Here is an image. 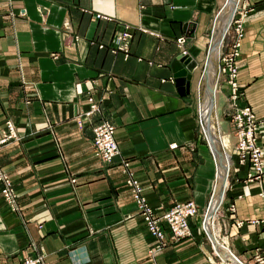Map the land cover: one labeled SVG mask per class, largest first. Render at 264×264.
Returning a JSON list of instances; mask_svg holds the SVG:
<instances>
[{
    "label": "crops",
    "instance_id": "crops-1",
    "mask_svg": "<svg viewBox=\"0 0 264 264\" xmlns=\"http://www.w3.org/2000/svg\"><path fill=\"white\" fill-rule=\"evenodd\" d=\"M238 3L237 104L257 120L258 179L234 155L230 165L227 88L214 74L229 49L219 28ZM181 54L195 64L180 92L170 63ZM88 96L96 109L83 117ZM6 119L18 138L0 147L15 192V209L0 195V264L39 254L46 264H240L229 251L254 264L264 248V0H0V128ZM103 120L119 150L108 163L91 142ZM127 172L155 211L190 199L201 212L211 191L204 230L199 213L188 217L189 235L165 229L150 253Z\"/></svg>",
    "mask_w": 264,
    "mask_h": 264
},
{
    "label": "built area",
    "instance_id": "built-area-1",
    "mask_svg": "<svg viewBox=\"0 0 264 264\" xmlns=\"http://www.w3.org/2000/svg\"><path fill=\"white\" fill-rule=\"evenodd\" d=\"M234 11V10H233ZM232 12L226 28L220 35L219 45H223L224 37L228 31H232L233 40L229 43V49L220 51L218 62L216 64L215 78L219 79L221 74H227L228 94L225 99L228 100L227 104L234 110L231 116H228L229 131L233 134L232 147L229 151L230 165L233 163V155L239 164H247L249 169L245 174L246 179H258L263 171L261 161L260 146L256 141L255 131L257 127V120L250 106H237L235 98L239 96V83L236 80L237 63L235 56L238 53V43L242 35V17L245 10H237ZM230 28V29H229ZM129 35L127 30L122 31L115 37L114 42L120 46L124 37ZM177 41H182V37H177ZM123 48L125 46L121 44ZM222 74V75H223ZM88 108L83 111V117L88 116L93 110L96 109V103L91 96L87 97ZM113 125L108 121H100L92 126L91 142L94 149V154L97 155L102 161L110 162L111 158L119 152L114 136ZM12 138H18L15 127L12 121L6 119L4 125L0 128V147L6 141ZM174 143H170L173 146ZM122 171H126L128 161L121 160ZM125 184L129 187L132 198L136 204V209L143 220L149 236L152 238V246L148 249L153 253L162 248L165 244V229L170 233L172 239H179L190 234L188 226V217L196 216L198 213L204 218L211 191L209 193L205 207L199 212L197 205L190 199L176 200L171 205L163 210L155 211L154 207L150 206L144 198L141 187L137 179L127 172L124 179ZM0 195L5 203L11 208L15 209V192L11 185V181L5 171L0 167ZM202 218V219H203ZM203 231L202 226L199 224ZM207 237L209 235L203 232ZM231 253V252H230ZM218 255V253H215ZM232 254V253H231ZM234 256V255H233ZM237 261L242 264V261L234 256ZM219 264L222 263L218 255ZM16 264H46L42 255L24 256ZM254 264H264V248L254 254Z\"/></svg>",
    "mask_w": 264,
    "mask_h": 264
},
{
    "label": "rangeland",
    "instance_id": "rangeland-1",
    "mask_svg": "<svg viewBox=\"0 0 264 264\" xmlns=\"http://www.w3.org/2000/svg\"><path fill=\"white\" fill-rule=\"evenodd\" d=\"M240 8V10L242 11V10H245V8H244V6H242L240 3H238V5H237V7L235 8V9H239ZM235 9H234V11H232V12H235V14H237L238 12H236L235 11ZM232 15V14H231ZM230 29V28H229ZM233 33H232V31L230 30V31H228V33L226 34V36L224 37V41H223V45L225 44V43H230V41H232L233 40V35H232ZM227 43V44H228ZM225 51V50H224ZM208 53V52H207ZM214 67H215V65H214ZM214 74L216 75V71L214 72ZM223 74V73H222ZM221 74V76H220V78L219 79H216L215 78V80H216V87H217V89L216 90H219V89H221V84H223L222 82H225V84L226 85H224L226 88H227V91H226V94H228V91H229V89H228V85H227V74H223L222 75ZM236 80H237V77H236ZM200 93H201V91H200ZM199 93V94H200ZM240 93V92H239ZM218 94L219 93H217V91H216V104H217V110H218V117H219V122H220V129H221V135H222V139H223V141L225 140V137L227 136L226 134H227V132L226 131H224V129L222 128L223 126H222V122H221V117L219 116L220 114H219V108H218ZM202 94H201V97H199V100L201 99L202 100ZM237 98L238 97H236L235 98V103H236V105L238 106V104H237ZM199 100H198V102H199ZM228 100H226V102H227ZM239 106H244V105H239ZM234 110L227 104V107H226V109H225V115H227V116H231L232 115V112H233ZM197 119H198V126H199V131H200V135L203 137V139L206 141V139H205V136H204V134H203V132H202V128H201V123H200V118H199V114H198V109H197ZM210 121H211V123H212V125H215L216 124V122L214 121V120H211L210 119ZM228 121H229V119H228ZM257 141V140H256ZM259 145V144H258ZM260 146V145H259ZM122 166V165H121ZM166 209V208H165ZM215 217H216V213H215ZM214 222H216L215 221V218H214ZM226 259V258H225ZM228 262H230L228 259H226ZM230 264H233L232 262H230Z\"/></svg>",
    "mask_w": 264,
    "mask_h": 264
},
{
    "label": "water",
    "instance_id": "water-1",
    "mask_svg": "<svg viewBox=\"0 0 264 264\" xmlns=\"http://www.w3.org/2000/svg\"><path fill=\"white\" fill-rule=\"evenodd\" d=\"M194 64V61L186 54L177 55L172 58L170 66L173 71V81L180 92L188 88L189 78L191 76L190 71Z\"/></svg>",
    "mask_w": 264,
    "mask_h": 264
},
{
    "label": "bare ground",
    "instance_id": "bare-ground-1",
    "mask_svg": "<svg viewBox=\"0 0 264 264\" xmlns=\"http://www.w3.org/2000/svg\"><path fill=\"white\" fill-rule=\"evenodd\" d=\"M233 3H235V0H233ZM228 21H229V16H226L225 18H224V21H223V23H222V25H221V27L219 28L220 29V35H221V33L223 32V30L225 29V25L228 23ZM218 37H219V34H218ZM209 51H210V45H209V48H208V55H209ZM208 207H209V202H208ZM207 211H208V208H207ZM207 211H206V213H207ZM206 215L207 214H205V216H204V218L203 217H199L200 218V225H201V223H202V228L204 227L205 228V226H204V222H205V218H206ZM203 218V219H202ZM204 228H203V230H204ZM211 241H212V243H213V246H214V242H213V240L211 239ZM214 249H215V247H214ZM215 253H217L216 252V250H215ZM229 254L232 256V258L235 260V261H237L236 259H235V255L232 253H230V251H229ZM234 255V256H233ZM220 257V256H219ZM220 260H221V262L222 263H226V264H230V262H228L226 259H222L221 257H220ZM237 262H239V261H237ZM240 263V262H239ZM241 264V263H240ZM243 264V263H242Z\"/></svg>",
    "mask_w": 264,
    "mask_h": 264
}]
</instances>
